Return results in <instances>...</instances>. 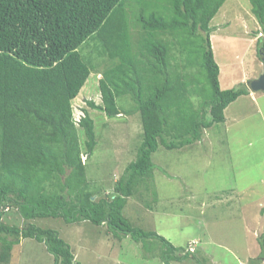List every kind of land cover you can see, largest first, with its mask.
Instances as JSON below:
<instances>
[{"label":"trees","instance_id":"obj_1","mask_svg":"<svg viewBox=\"0 0 264 264\" xmlns=\"http://www.w3.org/2000/svg\"><path fill=\"white\" fill-rule=\"evenodd\" d=\"M137 2L0 0V264L9 262L24 239L43 243L55 264H79L55 230L32 223L41 218L86 221L137 243L158 239L169 262L191 255L133 226L123 209L152 176L151 156L159 146L179 150L200 141L205 129L224 123L226 108L249 90L219 86L211 23L226 0H161L156 7ZM250 4L264 32V0ZM189 40L202 55L199 67L208 89L198 114L188 99L195 75L181 72L192 67L191 56L183 64L171 62L189 51ZM89 42L96 47L85 52ZM100 64L102 104L88 105L109 118L137 113L142 141L113 191L93 199L104 190L90 187L82 155L89 158L97 146L95 122L85 109L76 122L72 102ZM9 209L22 219L21 226L7 221ZM262 247L253 264L264 260Z\"/></svg>","mask_w":264,"mask_h":264},{"label":"rangeland","instance_id":"obj_2","mask_svg":"<svg viewBox=\"0 0 264 264\" xmlns=\"http://www.w3.org/2000/svg\"><path fill=\"white\" fill-rule=\"evenodd\" d=\"M145 2L156 7L161 0H139V5ZM251 9L250 0H226L212 20L211 48L222 90L250 89V82L264 72V32ZM136 10H130L133 16L138 15ZM132 33L136 36L138 30L132 28ZM186 45L189 51L171 62L183 64L191 56L192 67L181 72L195 75L188 99L198 114L201 98L208 94L203 89L205 71L199 67L202 55L195 54L197 44L189 40ZM86 46L85 52L96 47L92 42ZM174 53L171 51V58ZM102 64L72 102L76 122L83 109L95 122L97 146L89 158L82 155L90 187L104 190L93 199L113 191L125 168L136 160L142 141L137 113L109 118L88 105L89 101L102 104L98 89ZM250 92L251 97L247 96ZM247 95L231 103L224 112V123L205 129L200 141L179 150L159 146L151 156L152 176L123 209V216L133 226L156 233L176 252H190L187 259L169 262L158 239L137 243L129 236L115 238L106 227L86 221L41 218L32 223L55 230L79 264H197L202 260L207 264H253L261 258L264 245V92L249 90ZM189 115L187 109L185 119ZM5 217L10 224L22 225L11 209ZM7 264H55V260L43 243L24 239L14 247Z\"/></svg>","mask_w":264,"mask_h":264},{"label":"water","instance_id":"obj_3","mask_svg":"<svg viewBox=\"0 0 264 264\" xmlns=\"http://www.w3.org/2000/svg\"><path fill=\"white\" fill-rule=\"evenodd\" d=\"M250 89L253 92H257V91H263L264 92V72L258 79L250 82ZM166 264H171V263L166 262Z\"/></svg>","mask_w":264,"mask_h":264},{"label":"crops","instance_id":"obj_4","mask_svg":"<svg viewBox=\"0 0 264 264\" xmlns=\"http://www.w3.org/2000/svg\"><path fill=\"white\" fill-rule=\"evenodd\" d=\"M258 36H259V35H258ZM248 90H251V89H248ZM251 95H252V92H250V94L247 95V96H250V97H251ZM224 116H225V113H224Z\"/></svg>","mask_w":264,"mask_h":264},{"label":"clouds","instance_id":"obj_5","mask_svg":"<svg viewBox=\"0 0 264 264\" xmlns=\"http://www.w3.org/2000/svg\"><path fill=\"white\" fill-rule=\"evenodd\" d=\"M172 264V263H171Z\"/></svg>","mask_w":264,"mask_h":264}]
</instances>
